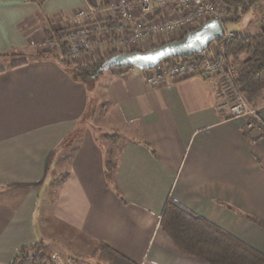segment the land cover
Wrapping results in <instances>:
<instances>
[{
    "label": "crops",
    "instance_id": "1",
    "mask_svg": "<svg viewBox=\"0 0 264 264\" xmlns=\"http://www.w3.org/2000/svg\"><path fill=\"white\" fill-rule=\"evenodd\" d=\"M118 1L0 0V264L23 248L66 258L78 243L91 264L112 262L101 243L136 264H207L162 230L169 196L264 254V228L246 217L264 221V134L253 141L246 119L221 109L219 79L154 86L149 72L127 67L91 89L55 60L17 56L43 52L87 3ZM263 20L264 11L260 29ZM92 95L93 126L74 137ZM258 115L264 125V104Z\"/></svg>",
    "mask_w": 264,
    "mask_h": 264
},
{
    "label": "built area",
    "instance_id": "2",
    "mask_svg": "<svg viewBox=\"0 0 264 264\" xmlns=\"http://www.w3.org/2000/svg\"><path fill=\"white\" fill-rule=\"evenodd\" d=\"M217 1L119 0L115 4L102 3L100 6L87 3L74 16L73 25L77 27V32L64 36V41L72 60L95 51L97 53L94 59L102 57L106 51H142L137 48L157 35L181 33L189 27V31H186L188 33L212 19L224 23L225 16L219 10ZM155 12L163 14L161 17L151 18L150 15ZM234 35L226 32L223 39L227 41ZM42 47L50 51L57 50V38L52 36L46 39ZM208 53L209 49L191 57L165 59L158 69L146 70L149 72L146 82L155 86L194 76L211 78L224 71L225 78L221 80L219 96L227 98L228 95L237 93V68L232 66L225 48L221 46L213 56ZM238 98L240 102L231 108L230 117L245 118L248 130H263L264 125L258 113L244 111L246 103L242 96ZM16 264H64V261L60 256L40 249L31 255L20 257Z\"/></svg>",
    "mask_w": 264,
    "mask_h": 264
},
{
    "label": "trees",
    "instance_id": "3",
    "mask_svg": "<svg viewBox=\"0 0 264 264\" xmlns=\"http://www.w3.org/2000/svg\"><path fill=\"white\" fill-rule=\"evenodd\" d=\"M220 1L234 10L236 13L234 21H237L246 15L252 8L259 6V3L263 0ZM103 4L109 3L104 2ZM224 24H226V22H224ZM261 27L262 32L256 35H234L227 41L223 38L215 41L219 42L225 48L229 58H237V56L241 54L248 55L246 59L240 61L238 63L239 65H237V93L235 92L233 94L238 97L242 96L248 103L258 108L264 104V20L262 21ZM54 32L56 33L55 38H57L58 49L55 50V52H40L35 55L34 58L57 61L66 68L77 81L88 85L91 89L95 87V82L103 74V72L100 71L102 64L112 55L121 52L112 50L107 56H104V58L98 57L93 59L94 61L91 63L88 62L85 65L73 66L68 45L64 41V36L60 34L62 30H56ZM186 34L187 33L181 38ZM92 107L91 98L90 108L84 118H89L88 115L94 113ZM246 134L248 136L252 134L250 138L253 141H257L260 137L254 130L246 131ZM261 134H264V129ZM70 139L71 138H69L66 143ZM68 158L69 157H67V159ZM107 175L108 180L112 182L111 174L108 173ZM246 217L264 228V221H260L248 215H246ZM160 225L162 230L170 236L175 246L180 251L202 260L207 264H264L263 253L239 240L234 235L212 222L198 216L181 203L175 201L171 196H169L165 202ZM100 247L111 257V264H136L107 244L101 243ZM25 250L26 248L22 249L21 256L23 257L25 255ZM19 258L18 256L14 264L17 263Z\"/></svg>",
    "mask_w": 264,
    "mask_h": 264
},
{
    "label": "rangeland",
    "instance_id": "4",
    "mask_svg": "<svg viewBox=\"0 0 264 264\" xmlns=\"http://www.w3.org/2000/svg\"><path fill=\"white\" fill-rule=\"evenodd\" d=\"M217 2H218L219 10L225 16V19H224L226 22L225 31L227 33H233V34L239 35V36H247V35H254V34H258V33L262 32V28L260 29L259 23L261 20L262 12L264 11V7L262 8V6H257L256 8H252V10L250 12H248L246 15H244L241 19L234 21L235 17H236V13L234 12V10L231 9L230 7H228L227 5H224L220 0H218ZM74 20H75V17H73L72 20L70 21V25L62 30V33H60L61 36H66L71 32H77V27L73 25L75 22ZM188 29H189V27H188ZM188 29H186L185 31H182L181 33L177 32V33H173V34L157 35L155 38H151L146 44H142V46L138 47L137 49L145 51L147 49H151L153 47L160 46V45L167 43V42H170V41L179 40L186 33V31H189ZM52 36L55 37L56 33L50 32V34L48 35V38H50ZM221 46L222 45L219 42H213L210 45L211 48L210 47L208 48L209 49L208 55L213 56L214 52L217 51L219 48H221ZM41 48H43V47H41ZM43 51H50V50H46V48H43ZM52 51L55 52V50H52ZM124 51L127 52V50H124ZM40 52H42V51H40ZM95 53H97V52L95 51L94 53L92 52V53H88L86 55L84 54V56L82 58H79L76 60L71 59L73 66L85 65L86 62L88 61V59L89 60L91 59L89 62V63H91L92 59L95 58L94 57ZM37 54L31 55V54L22 53L21 55H17V56H19L21 58L20 60L24 61V60H30V58H34V56ZM247 57H248L247 54H241V55L237 56V58L230 57L229 61L232 63V66L238 68L237 67V65H239L238 63L240 61H243ZM103 58H104V56H103ZM224 76H225L224 71H221L219 74H216V75L211 77V78L219 79V90H218V92H220V87H221V82H222L221 80L223 78H225ZM239 99L240 98H238V96L235 94H230V95H228L227 98L221 99V109L226 112L227 116L231 115V108L240 102ZM243 100L246 103V107L245 108L242 107L244 111H246V112L255 111L256 113H258V107H255L252 104L248 103L247 100L244 98H243ZM95 101H96L95 95H92V105H93L92 109L94 110V113H92V115L90 114L91 116L88 115L89 118H86L88 120H86V122L84 121L83 124L80 125V127L77 130L76 135H74V137L81 135L89 127L93 126V121H94L95 114L97 111V106H96ZM250 117H251V115H250ZM255 132L258 134V133L262 132V130L256 129ZM74 137H72V139L69 140L70 142H68L67 145L65 146V148L62 149V151L64 150L65 154H66V152H69L70 150H72L70 148L68 149L67 146H75L76 145V141H75ZM59 167L63 172L62 174H64V172L65 173L67 172V170H66L67 168L65 169V167H66V161L65 160H62V163L60 164ZM56 175L58 177H61L60 172L59 173L51 172L49 174V177L50 178L56 177ZM44 199H46V197L42 196V200H44ZM46 204L47 203L45 201L44 202L42 201V203H40L39 213H40V211H42L43 207L46 206ZM67 241L68 240H65L64 242L69 246L70 243H68ZM47 243H48V245H50L49 243H51V242H47ZM61 246H64V244H61ZM50 247H52V246L50 245ZM72 247L74 248L73 245H72ZM75 248L76 249L74 251L77 250L78 253L74 254L73 250H71L72 252L66 251V255H67L66 258L64 256H62V260L64 261V263L66 261V264H67V261H68V264H71V263L91 264V263H88V261L93 260V258H91V256H93L94 258H95V256L92 254H90L91 256H87L86 253L84 252L82 243H78V245H75Z\"/></svg>",
    "mask_w": 264,
    "mask_h": 264
},
{
    "label": "water",
    "instance_id": "5",
    "mask_svg": "<svg viewBox=\"0 0 264 264\" xmlns=\"http://www.w3.org/2000/svg\"><path fill=\"white\" fill-rule=\"evenodd\" d=\"M225 34V24L220 20L212 19L188 32L179 40L170 41L145 51L116 53L102 64L100 71L104 73L111 69L127 67L143 71L158 69L165 59L191 57L202 53L213 42L223 38Z\"/></svg>",
    "mask_w": 264,
    "mask_h": 264
}]
</instances>
